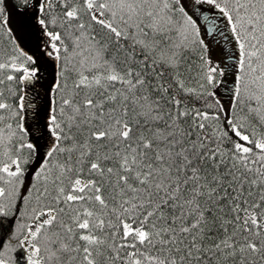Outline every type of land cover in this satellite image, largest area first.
<instances>
[{
    "label": "snow or ice",
    "instance_id": "1",
    "mask_svg": "<svg viewBox=\"0 0 264 264\" xmlns=\"http://www.w3.org/2000/svg\"><path fill=\"white\" fill-rule=\"evenodd\" d=\"M0 264H264V0H0Z\"/></svg>",
    "mask_w": 264,
    "mask_h": 264
},
{
    "label": "rangeland",
    "instance_id": "2",
    "mask_svg": "<svg viewBox=\"0 0 264 264\" xmlns=\"http://www.w3.org/2000/svg\"><path fill=\"white\" fill-rule=\"evenodd\" d=\"M13 23H15V17H13Z\"/></svg>",
    "mask_w": 264,
    "mask_h": 264
}]
</instances>
